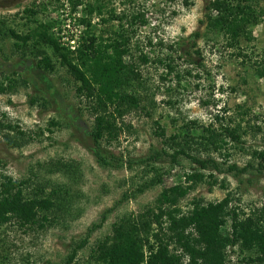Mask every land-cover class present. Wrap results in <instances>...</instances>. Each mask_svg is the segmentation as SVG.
<instances>
[{
    "label": "rangeland",
    "instance_id": "obj_1",
    "mask_svg": "<svg viewBox=\"0 0 264 264\" xmlns=\"http://www.w3.org/2000/svg\"><path fill=\"white\" fill-rule=\"evenodd\" d=\"M209 1L187 0L185 4L183 0H80L73 9L70 0H0L3 30L28 33L39 23H51L50 33L67 49L80 44L86 28L80 19L89 3L99 2L103 8L101 15L90 16L95 36H107L102 33L106 28L101 18L111 10L128 16L143 13L147 23L129 32V49L146 83L141 93L152 100L144 99L143 110L125 116L131 128L117 142H101L99 151L106 162H100L89 135L93 117L84 99L76 95L79 82L59 65L50 47L39 43L54 60L56 68L51 73L38 68L33 56L16 50L14 38L2 37L0 74L15 73L28 85L15 93L0 94V122L16 125L27 140L21 146H10L5 135H19L0 129V181L1 174L13 179L30 177L29 190L41 185L49 189L53 182L67 183L75 194L73 207L79 215L67 224L43 231L24 232L15 223L0 226V264H93L90 252L111 234L113 223L141 213L154 203L162 189L184 183L185 173L213 174L217 183H199L179 201L183 212L190 209L192 200L215 202L227 194L237 212L249 214L264 205V172L256 169L258 159L252 158L253 150H264V75L256 70L264 66V15L251 27L252 40L241 37L231 46L222 33L206 25ZM259 6L264 7V0H259ZM29 8L37 10L36 14L25 13ZM111 22L117 25V21ZM71 39L76 41L71 43ZM27 44H34V39ZM141 53L148 55L150 62H141ZM128 58L126 55L125 60ZM166 63L173 67L171 72ZM190 120L197 124L192 133L196 136L202 134V126H242V143L228 139L221 153L194 150L200 158L212 156L219 169L212 165L200 168L183 155L172 159L175 147L163 140L183 132V125ZM51 121L57 125H50ZM156 123L165 130V137L155 135ZM48 127L52 132L47 131ZM155 152L160 153L158 158L141 162ZM55 159L75 165L74 174H49L48 162ZM233 163L239 168L248 163L254 167L236 173L228 169ZM158 175L162 178L160 184L143 193L136 191ZM87 236V245L69 263L75 241ZM226 252L227 264H259L247 261L248 256L254 258V253L237 246L228 247Z\"/></svg>",
    "mask_w": 264,
    "mask_h": 264
},
{
    "label": "trees",
    "instance_id": "obj_2",
    "mask_svg": "<svg viewBox=\"0 0 264 264\" xmlns=\"http://www.w3.org/2000/svg\"><path fill=\"white\" fill-rule=\"evenodd\" d=\"M183 1L188 3L187 0ZM70 2L73 9L80 4V0ZM101 6L99 2L84 6L85 14L80 22L86 28L80 44L73 50L63 47L50 33L51 23H39L28 33L18 34L14 29H8V32L3 30L0 21V40L7 35L14 38L15 49L24 56H33L36 66L49 73L55 71L56 66L46 49L39 47V43L50 47L59 65L66 67L73 79L79 82L75 87L76 95L84 99L93 117L89 135L95 147L94 153L98 161L105 163L106 159L99 151L101 142H117L121 134L131 128L125 122V116L138 109L143 110L144 99L152 100L146 93H141L146 83L140 64L134 61L129 49V32H133L138 24L145 25L147 20L140 12L128 16L125 13L115 14L111 10L106 18H101L106 28L102 33H107V36H95L90 16L94 13L101 15ZM207 10L208 29L222 33L231 46L236 45L241 37L247 41L252 40L251 27L257 25L264 15V7L259 6V0H210ZM36 12L33 8L25 11L32 15ZM111 21H117V25L114 26ZM30 39H34L31 46L27 44ZM126 55L128 60H125ZM139 59L143 63L150 62L144 53L139 55ZM157 61L164 63L161 59ZM165 66L169 72L173 70L169 63ZM256 70L264 75V66ZM27 85L28 81L15 77V73L0 74V94L15 93L19 87ZM49 124L57 125L54 121ZM156 124L155 135L165 137V130ZM196 127V122L190 120L183 125V132L163 140L164 144L175 147L171 154L173 160L183 155L200 168L212 165L215 170L219 169L212 156L200 158L194 154V150L221 153L228 139L242 143L241 136L245 134L239 123L234 126L221 124L219 128L202 126V134L197 136L192 134ZM2 128L16 131L19 135L12 137L6 134L8 145L21 146L27 141L24 132L17 129L16 125L0 122ZM256 129L260 131L258 127ZM47 131L52 132L49 127ZM159 155L155 152L141 162L156 159ZM252 158L258 159L256 169L264 172V150H253ZM249 167L254 166L248 163L239 168L233 163L228 169L244 173ZM74 168L72 163L55 159L48 162L47 171L52 175L70 176L74 174ZM161 179V175L155 176L142 183L136 191L143 193L160 184ZM31 181L30 177L13 179L7 174H1L0 226L15 223L24 232L43 231L58 224H67L69 220L78 217L77 208L73 207L75 194L71 192L69 184L53 182L49 189L41 185L29 190ZM199 183L213 186L217 182L213 174L206 175L201 171L185 173L184 183L162 189L154 203L141 213L123 217L113 223L111 234L104 236L92 248L90 260L93 264H227V248L237 246L241 251L254 253V258L248 256L247 261L264 264V205L250 210L249 214L237 212L230 204V194H227L215 202L192 200L190 209L183 212L178 207L179 201ZM87 243L88 236L75 241L67 261L71 263Z\"/></svg>",
    "mask_w": 264,
    "mask_h": 264
},
{
    "label": "built area",
    "instance_id": "obj_3",
    "mask_svg": "<svg viewBox=\"0 0 264 264\" xmlns=\"http://www.w3.org/2000/svg\"><path fill=\"white\" fill-rule=\"evenodd\" d=\"M68 26H69V25H68ZM68 26H67V28H70V27H68ZM70 35H71V34H70ZM70 41H71V43H73V42H75L76 40L71 39ZM72 47H73V46H70V48H72ZM73 49H75V47H74ZM73 49H72V50H73Z\"/></svg>",
    "mask_w": 264,
    "mask_h": 264
}]
</instances>
